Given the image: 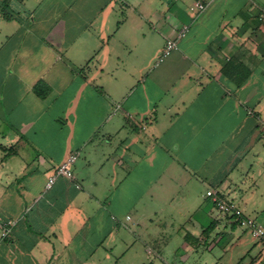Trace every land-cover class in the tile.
<instances>
[{
	"label": "crops",
	"instance_id": "obj_1",
	"mask_svg": "<svg viewBox=\"0 0 264 264\" xmlns=\"http://www.w3.org/2000/svg\"><path fill=\"white\" fill-rule=\"evenodd\" d=\"M196 2L205 10H192ZM263 7L0 0V214L17 220L7 238L0 228V264L123 260L142 213L159 212L162 179L195 189L202 206L192 225L203 240L220 223L247 230L214 211L210 190L264 227ZM185 25L188 35L159 62ZM73 152L75 180L47 191ZM249 252L250 264H264L262 247ZM157 255L149 264H173Z\"/></svg>",
	"mask_w": 264,
	"mask_h": 264
},
{
	"label": "rangeland",
	"instance_id": "obj_2",
	"mask_svg": "<svg viewBox=\"0 0 264 264\" xmlns=\"http://www.w3.org/2000/svg\"><path fill=\"white\" fill-rule=\"evenodd\" d=\"M8 168V164L4 165L2 171H7ZM128 183L124 181V188L129 186ZM135 184L136 188H134L138 190L147 187V183L142 180L135 181ZM170 184L171 181L162 179L159 207L157 198H155L159 212L149 217L152 222L147 217L151 213L147 210L142 213V216L146 214V217H142L144 222H142L141 227L135 228L137 234L133 236L132 251L123 260L116 259L113 264H142L143 262L149 264L151 261L156 262L159 260L157 254L173 264H198L202 261L208 264L251 263L254 252L250 253L249 250L257 247L260 251L261 245L257 244V240L253 238L249 230L242 229L239 226L235 229L226 228L225 224L220 223L210 236H204L205 239L203 240L201 237L203 230L192 225V223H197L198 210L202 206L201 203L198 205L200 197L195 195V189L191 186L185 189L179 186H169ZM214 211L217 212V210ZM136 214V212L131 213L135 222L138 218ZM130 225H132V222H130ZM122 229L124 235L125 232L130 233L128 228L123 227ZM187 232L194 234L198 240L188 241L185 239ZM240 239L244 241L239 242ZM104 251V248L100 250V255H103ZM182 254H186L184 258H182ZM186 257H189V259H186Z\"/></svg>",
	"mask_w": 264,
	"mask_h": 264
},
{
	"label": "built area",
	"instance_id": "obj_3",
	"mask_svg": "<svg viewBox=\"0 0 264 264\" xmlns=\"http://www.w3.org/2000/svg\"><path fill=\"white\" fill-rule=\"evenodd\" d=\"M205 8L206 7L203 3L196 2L192 10L202 12L205 10ZM258 20L261 24L264 25V7L259 11ZM189 31V25H185L179 32L177 39H167L166 46L163 50L162 56L159 59V62H163L175 50L178 49V40L185 38L188 35ZM78 159V152H73L69 156H67V158L57 166L55 171L51 175H49L46 183V190H52L59 178H63L70 182H73L75 180L73 168ZM76 187L80 188L78 184H76ZM207 197L211 198L216 210L221 215L231 218L233 222L241 224L247 230H249L253 238L256 239L258 243H260L262 252L264 253V227L262 225H260L255 219L246 217L244 212L234 201L225 198L220 192L216 190H210L207 192ZM16 225V219H9L0 214V228L2 229L1 236L3 238L9 237Z\"/></svg>",
	"mask_w": 264,
	"mask_h": 264
},
{
	"label": "trees",
	"instance_id": "obj_4",
	"mask_svg": "<svg viewBox=\"0 0 264 264\" xmlns=\"http://www.w3.org/2000/svg\"><path fill=\"white\" fill-rule=\"evenodd\" d=\"M36 91L38 92V94L40 96H44V93L40 92V87L36 88ZM209 229H206V231H208Z\"/></svg>",
	"mask_w": 264,
	"mask_h": 264
}]
</instances>
